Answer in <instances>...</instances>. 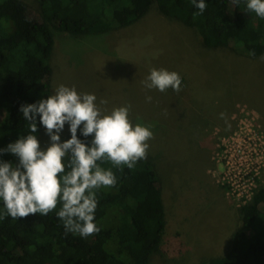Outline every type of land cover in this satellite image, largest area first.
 I'll return each instance as SVG.
<instances>
[{
    "label": "rangeland",
    "instance_id": "rangeland-1",
    "mask_svg": "<svg viewBox=\"0 0 264 264\" xmlns=\"http://www.w3.org/2000/svg\"><path fill=\"white\" fill-rule=\"evenodd\" d=\"M199 40L154 6L139 22L113 31L54 32L51 94L60 84L74 86L94 93L104 110L131 105L133 123L154 125L148 150L168 218L162 255L150 264H190L226 250L245 198L226 184L223 171L250 170L244 195L264 184V55L240 56L231 44L203 49ZM152 68L179 73L181 91L146 89ZM60 137L71 138L67 122ZM37 139L42 149L50 144L44 126Z\"/></svg>",
    "mask_w": 264,
    "mask_h": 264
},
{
    "label": "trees",
    "instance_id": "trees-1",
    "mask_svg": "<svg viewBox=\"0 0 264 264\" xmlns=\"http://www.w3.org/2000/svg\"><path fill=\"white\" fill-rule=\"evenodd\" d=\"M198 2V0H197ZM0 0V148L29 134L21 105L51 95L54 32L85 36L139 22L151 6L193 30L203 49L228 47L240 56L264 55V19L246 11V0ZM38 137L43 125L37 116ZM78 138L90 143L80 130ZM0 160L17 162L11 153ZM152 151L129 169L102 164L117 177L97 191L95 223L88 237L66 233L57 209L46 216L13 219L0 201V264H150L162 255L168 212ZM239 221L226 250L190 264H264V184L238 207Z\"/></svg>",
    "mask_w": 264,
    "mask_h": 264
},
{
    "label": "clouds",
    "instance_id": "clouds-1",
    "mask_svg": "<svg viewBox=\"0 0 264 264\" xmlns=\"http://www.w3.org/2000/svg\"><path fill=\"white\" fill-rule=\"evenodd\" d=\"M192 2L199 9L197 14L205 11V0ZM246 11L264 19V0H246ZM142 83L149 90L172 89L179 93L182 77L176 71L152 68ZM146 99L150 102L152 97ZM96 101L94 93H79L74 86L60 84L46 98L21 105L29 134L0 148V155L11 153L17 158L15 163L0 160L3 215L13 219L35 214L46 216L60 205L57 216L66 233L86 238L101 230L95 223L97 191L117 183L112 169L102 164L107 161L114 167L132 169L138 161L146 159L154 125L145 124L139 118L133 123L131 105L107 111ZM37 116L50 138L45 149L35 135ZM220 117L227 124L226 114L222 112ZM66 122L71 138L61 142L60 133ZM78 129L84 137H91L90 143L78 138Z\"/></svg>",
    "mask_w": 264,
    "mask_h": 264
},
{
    "label": "built area",
    "instance_id": "built-area-1",
    "mask_svg": "<svg viewBox=\"0 0 264 264\" xmlns=\"http://www.w3.org/2000/svg\"><path fill=\"white\" fill-rule=\"evenodd\" d=\"M249 172L250 170L244 171L241 168L237 169L236 172H233V173L230 172L229 170L223 171L222 178L225 180L226 184L227 185L229 184L231 188L237 189L238 196L239 197L244 196L245 198L244 201L248 200L251 197L254 189L256 188V187H253L249 194L244 195L243 193L245 186L249 185V183H251L252 181L250 176L244 179V175H246ZM232 176L235 178L233 179ZM248 178L250 179L249 182H248Z\"/></svg>",
    "mask_w": 264,
    "mask_h": 264
}]
</instances>
